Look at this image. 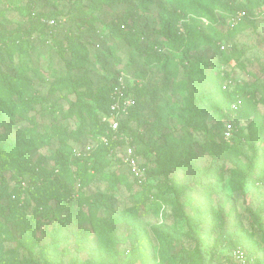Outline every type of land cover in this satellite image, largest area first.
Here are the masks:
<instances>
[{
	"label": "rangeland",
	"instance_id": "rangeland-1",
	"mask_svg": "<svg viewBox=\"0 0 264 264\" xmlns=\"http://www.w3.org/2000/svg\"><path fill=\"white\" fill-rule=\"evenodd\" d=\"M245 3L247 0H236V4ZM249 4L246 18L240 23L228 20V25L221 28L224 32L236 31L233 35L226 33L224 48L220 51L228 58L234 46L241 56L225 60L220 68L234 82L246 84L249 89L252 84L259 86L253 107L264 116V0H250ZM175 8L173 0H145L144 4L133 0L126 7L113 8L96 4L94 0H0V32L12 34L21 30L16 37L12 36L18 39L16 49L8 50L0 43V71L22 77L24 83L30 80L41 94L50 96L52 106L58 111L56 115L47 112L34 122L40 134L31 133L26 127L33 124L22 116L4 119L0 122L1 136L14 138L19 145L21 137H25L34 161L52 169V153L58 141L44 124L63 123L69 130H76L80 124L79 113L88 118L95 114L94 96L103 86L114 85L121 72H125L140 112L139 119L128 122L130 130L149 144L167 142L174 147L168 156L175 167L168 171V176H176L182 184L191 187L188 197L180 202L182 205L183 200L187 201L183 205L186 216L179 215L174 195L166 197L167 202L163 201L159 212L155 209L137 216L133 210L141 204L143 190L136 185L135 176L125 163L112 160L106 175L117 170L126 177L117 188L99 182L82 189L86 195L101 199L97 215L104 227L100 234L91 221L80 224L78 219H73L64 225L52 212L42 217L35 212V208L41 207L40 201L28 194L25 197L29 204L20 206L17 212L12 210L8 198L16 192L18 183L13 171L0 169V264H223L238 248L247 250L243 264H264V242L258 223L260 220L264 225V185L254 184L248 170L254 166L257 174L261 169L258 166L264 163V131L258 143L260 156L254 158L245 144L240 158L230 157L216 163L202 147V131L192 130V124L196 125L195 113L200 111L204 113L203 125L208 128L223 123L215 114V102L223 94L218 88L220 79L212 67L220 57L219 52L211 44L202 43L190 53L187 59L190 64L184 66L185 59L182 60L176 81L167 80L164 72L153 69L145 81L134 83L135 78L142 79L136 72L146 74L148 70L143 56L137 52L141 46L137 34L162 26H169L173 32L178 27L184 32L188 29L198 32L194 25L183 23L181 26L174 22L171 12ZM39 12H53L58 16L43 18V25L38 24V30L28 39L22 30L30 27L29 18ZM202 21L203 33H212L208 22ZM50 30L52 37L44 34ZM116 30L128 33V40L116 37ZM68 36L76 38V48H81V43L87 48L83 50L87 54L86 65L78 72L69 73L57 51L55 42H66ZM12 37L9 44L14 41ZM104 46L110 48L106 53L101 51ZM192 62L197 63L195 71ZM210 74L215 76L210 78ZM230 86L233 88L234 83ZM75 88L82 92L81 98ZM250 122L251 119L241 122L245 131ZM172 137L179 143L172 142ZM193 137L196 141H187ZM92 146L88 142L85 147L77 144L75 148L86 152ZM143 146L137 140L138 151ZM123 155V151L118 154L121 158ZM149 156L157 157L155 152ZM139 161L146 167V182L157 185L164 178L150 173L156 163L147 165L142 156ZM217 169L223 181L214 175ZM47 197L44 194L43 200ZM49 203L55 204V201ZM67 216L64 212L61 218L66 221ZM157 227L173 231L171 248L165 233L162 229L157 231ZM143 236L148 239L145 250L140 248ZM220 237L227 242L224 248L217 244ZM237 240L242 244H235ZM252 244L260 246L255 253L247 249Z\"/></svg>",
	"mask_w": 264,
	"mask_h": 264
},
{
	"label": "trees",
	"instance_id": "trees-1",
	"mask_svg": "<svg viewBox=\"0 0 264 264\" xmlns=\"http://www.w3.org/2000/svg\"><path fill=\"white\" fill-rule=\"evenodd\" d=\"M140 4H144L145 0H138ZM96 4H104L109 8L118 6L126 7L131 4L133 0H94ZM249 2L244 5L236 4V0H173L175 9L171 12L174 22L181 25L184 23L187 26L194 25L198 28V32H191V30L181 31L177 28L173 32L169 26H162L154 28L152 32L137 34V40L141 44L137 52L143 56V63L148 67L146 74L143 72H136L137 77L142 79L135 82L142 83L145 81L153 69H159L167 76V80L172 78L176 81L179 74L182 60L183 65L190 64L187 59L190 58L192 50L196 49L202 43L211 44L215 51L219 52L220 57L217 63L212 65L213 71L216 72L219 78L218 88L222 92V99L215 102V114L220 118L223 123H217L215 128H208L203 125V112L195 113V119L192 130L202 131L203 143L202 147L207 154L216 162L226 161L230 157L240 158L243 156L242 145H247L248 149L253 152V157L260 156L259 154V137L264 131V116L254 109L253 103L256 101L259 86L252 84L251 89L246 84L234 82L230 76L221 70V65L228 61L231 57L240 58L241 52L236 47H232V55L228 58L225 57L223 51H220L224 46L223 42L226 40V33L233 35L236 31L229 29L224 32L221 28L228 25V20L242 21L247 17L249 11ZM240 11L245 12V16L241 19L238 18ZM58 16L53 12H39L37 16H31L30 27L26 28L24 35L31 39L33 34L38 30V24H42L43 18L49 19ZM208 22L207 27L212 33H203L204 20ZM85 25L88 24L86 21ZM43 25V24H42ZM21 30H16L12 34L0 32V43L6 45L8 50L16 49V42L18 41L16 33L19 34ZM116 37L121 40L129 38L128 33L122 34V31L116 30ZM46 36H53V31H46ZM15 37L13 38L12 36ZM14 41L9 44V38ZM57 51L63 59L64 64L69 73L78 72L86 65L85 59L87 54L84 52L86 47L76 48V38L72 36L67 37L66 42H55ZM109 47H102L103 53ZM84 50V51H83ZM106 53V52H105ZM224 55V56H223ZM188 61V62H187ZM186 62V63H185ZM192 70L195 71L197 63H191ZM152 70V71H151ZM128 71V70H127ZM129 73V72H128ZM210 78L212 75L210 74ZM23 78L11 74H4L0 71V122L4 119H14L16 116H22L29 120L33 125L26 128L31 132H37L34 122L39 121V116L47 115L51 112L53 115L57 114V108L52 106V99L47 94H41L38 88H35L33 83L27 81L23 82ZM234 83L233 88L230 84ZM137 84V83H136ZM112 85H105L94 96L95 114L93 113L88 118L83 112L79 113L80 124L76 130H69L68 126L63 123L50 122L44 124V128L51 133L53 138H56L58 143L52 153L53 167L47 169L41 166L32 158L30 151L31 146L28 147L25 137H21L22 144L19 145L15 142L14 138H4L0 135V169L9 170L14 172V176L18 183L16 192L9 196V205L12 210L19 211L22 205H28L29 200L25 195L33 196L36 200L40 201L41 207L35 208L37 214L46 217L50 212L53 217L61 224H67L68 221L78 219L79 223L91 221L98 233L103 232L104 223L101 217L97 215L101 199L92 198L86 195L82 189L94 183L105 182L111 188H117L119 182L126 177L124 173L117 170L112 175H106V169L112 166V160H117L119 164H123V159L118 156L119 152L123 151L126 146V137L132 138L131 143L135 146L136 154L144 157L147 163H156L151 169L150 173L155 177L164 178L159 181L157 185L151 182H142L135 177V183L143 190V200L141 204L134 207V213L137 216H143L150 211L157 210L163 205V201L167 202L168 195H174L178 200L177 211L180 216H186L184 206L187 201L182 205L181 199L188 197V190L191 188L188 184H182L176 176H168V171L175 167V162L168 156L169 152L174 148L167 142L159 143L153 142L149 144L145 142L142 136H135L129 128L128 122L130 120L139 119L140 112L138 110V101L131 108L129 115L121 120L119 133L116 138H113L115 133L108 128V125L103 122L102 117L108 113L111 104L110 91ZM134 87V85H133ZM132 87V90H133ZM78 97H82V92L75 88ZM241 100V106L237 111H233L231 106L233 103ZM11 107V109H9ZM40 107V110H38ZM99 113V114H98ZM194 115V113H193ZM128 118V119H127ZM251 119L247 127V131L241 126L243 120ZM231 121L233 124V134L229 139L225 138L226 122ZM200 123V124H199ZM40 134L39 132H37ZM107 137V142L102 140V137ZM137 140L143 142L142 150L138 151ZM172 142L178 144L176 138H170ZM187 141H196L189 138ZM240 142L238 144L237 142ZM88 142H92L93 146L89 151H78L75 145L80 144L85 147ZM139 152V153H138ZM155 152L157 157L152 159L149 154ZM140 154V155H139ZM149 165V164H147ZM260 172L256 174L254 166H249V174L253 178L256 185H264V163L261 164ZM238 169H242L239 167ZM147 175V172H146ZM214 175L223 181L222 174L218 169ZM214 176V177H215ZM209 177H211L209 175ZM147 180V179H146ZM79 186V188H77ZM156 189V190H155ZM47 195V199L43 200V195ZM50 200L55 201V204L49 203ZM64 212H67V220L64 221L61 217ZM259 228L262 231V239L264 242V225L258 220ZM0 220V230H1ZM162 229V230H161ZM165 233V240L169 248H171L174 233L171 229L166 227H157V231ZM194 237H197L194 235ZM140 248L145 250L148 247V239L143 236L140 239ZM225 240L222 237L217 239V244L221 247H226ZM237 245L242 243L238 240L235 242ZM260 246L258 244L247 245L250 253H255ZM247 254V250H244ZM223 264H238L233 261L231 254L226 257Z\"/></svg>",
	"mask_w": 264,
	"mask_h": 264
},
{
	"label": "built area",
	"instance_id": "built-area-1",
	"mask_svg": "<svg viewBox=\"0 0 264 264\" xmlns=\"http://www.w3.org/2000/svg\"><path fill=\"white\" fill-rule=\"evenodd\" d=\"M245 16L244 11L238 13V18L241 19ZM224 48V46H222ZM128 75L125 72H121L117 81L111 87L110 99L111 104L109 111L102 117L104 123L108 125V128L115 133L113 138L119 133L121 120L129 115L131 108L136 104L135 98L132 96L129 84ZM241 106V100L233 103L231 108L233 111H237ZM117 134V135H116ZM225 138L229 139L233 134V124L231 121L226 122ZM102 140L107 142V137L103 136ZM126 146L123 150V162L128 166L131 173L140 181L145 182L147 179L146 167H144L136 154L135 146L131 143L132 138L126 137ZM231 257L238 263L243 264L246 260V252L243 249H236L232 252Z\"/></svg>",
	"mask_w": 264,
	"mask_h": 264
}]
</instances>
